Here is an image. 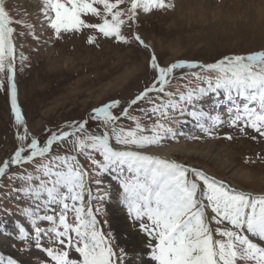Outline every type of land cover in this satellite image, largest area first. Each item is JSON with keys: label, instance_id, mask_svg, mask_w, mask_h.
I'll list each match as a JSON object with an SVG mask.
<instances>
[{"label": "snow or ice", "instance_id": "6c2138e0", "mask_svg": "<svg viewBox=\"0 0 264 264\" xmlns=\"http://www.w3.org/2000/svg\"><path fill=\"white\" fill-rule=\"evenodd\" d=\"M42 3L56 38L62 33L93 29L104 37L126 44L130 41L122 28L136 20L138 10L151 12L174 7L165 0H42ZM87 16L101 22L90 23L85 19ZM12 23L6 0H0V89L4 86L3 74L7 73L11 110L16 124L23 125L25 120L18 105L15 83L16 50L12 39L15 29L10 26ZM134 40L148 47L138 34ZM95 41L96 36L88 37V43ZM20 59L23 61L26 57L21 55ZM150 67L158 73L155 81L121 108L119 114L113 111L120 107L118 100L92 110L88 119L101 123L103 130L100 133L88 132V120H83L68 124L66 128L71 131L52 133L43 143L36 137H32L30 143H23L28 139L27 127L24 135L17 134L22 143L0 166V178L8 173L11 165L32 164L35 168L34 173L9 176V179L29 182L25 191L33 205L23 211L34 235L19 225L18 239L34 240L36 247L49 258V264H118L119 257L90 206L91 175L112 170L120 174L123 203L129 215L156 241L150 245V259L155 264H264V194L235 190L201 170L139 150L162 146L166 138L175 137L174 128L162 122L175 120L174 113L186 114L197 121L208 118L212 128L221 123L219 114L211 116L194 104L207 93H215L217 97L222 94L233 103L230 126L237 127L242 123V132L251 128L264 137V51L225 56L209 64L178 61L168 66H161L153 52ZM178 68H198L200 71L191 73L192 80L185 85L187 91H168L167 86ZM192 81L196 82L195 86ZM152 92L163 96L152 98L149 96ZM238 99L246 101L243 107L236 103ZM142 101L153 106L151 109L140 108V112L145 116L149 113L158 116L151 127H145L141 118L129 111ZM253 104L255 106H251ZM121 119L131 120L135 126L125 128L119 123ZM203 130L211 133V128ZM113 139L121 147H115ZM65 142L73 154L53 155V145ZM93 152L102 160H97ZM79 154L85 155L95 169L94 173L80 163ZM125 168L130 175H124ZM33 181L39 183L33 184ZM86 193L88 202L85 201ZM53 206L59 207L58 214ZM41 208L45 214L38 215ZM69 212L73 213L72 223L68 220ZM38 221L48 222L50 227L41 228ZM213 223L217 227L213 228ZM44 237L53 246L42 247ZM72 252L78 254L77 258H73ZM0 264H3L2 257ZM7 264L18 262L9 258Z\"/></svg>", "mask_w": 264, "mask_h": 264}, {"label": "rangeland", "instance_id": "374dc122", "mask_svg": "<svg viewBox=\"0 0 264 264\" xmlns=\"http://www.w3.org/2000/svg\"><path fill=\"white\" fill-rule=\"evenodd\" d=\"M165 2L173 4L174 7L153 9L151 12L138 10L136 20L129 22L130 26L125 25L122 28L123 34L130 41L126 44L118 42L115 38L104 37L93 29L62 33L60 38H56L44 15L42 0H6L7 10L14 21L10 26L15 29L12 36L16 50L15 83L18 105L25 124L17 125L15 122L11 110L8 74L5 73L4 86L0 89V166L9 160L21 145L17 134L24 135L25 127L28 130V139L23 143H30L32 137L42 143L46 142L52 133L71 131L66 128L68 124L83 120H88V130L100 133L103 130L101 123L88 119L92 110L118 100L120 107L113 111L119 114L121 108L126 107L131 99L151 86L158 75L150 67L153 52L161 66H168L178 61L209 64L225 56L264 51V0ZM121 7L126 8L127 5ZM21 9L23 14L19 12ZM85 19L90 23L101 22L91 16ZM137 34L148 45L147 48L134 40ZM93 35L96 36V41L90 44L88 37ZM21 55L26 59L21 61ZM197 71L200 69H176L167 90L187 91L185 85L192 80L191 73ZM195 83L192 81V86H195ZM149 96L156 98L163 94L152 92ZM167 99L165 96L164 100ZM156 103L160 101L156 100ZM236 103L243 107L246 101L238 99ZM194 104L197 109L202 108L211 116L219 114L222 122L212 128V121L208 118L199 121L194 119L192 122V117L174 113L175 120L162 122L174 128L175 137L166 138L162 146L139 150L227 180L239 190L264 194V137L251 128H245L242 132V123L237 127L230 126L229 121L235 106L222 94L217 97L215 93H207L196 99ZM152 106L147 101H142L132 106L129 111L132 115L140 117L145 127H151L158 116L151 113L145 116L139 109H151ZM119 123L125 128L135 126L133 121L127 119H121ZM204 128H211V133L205 132ZM228 136L232 138L228 139ZM112 143L115 147H121L115 144L114 139ZM182 144L187 146L177 158L155 154V150ZM52 154L73 153L70 145L65 142L54 144ZM92 155L97 160H102L98 153L93 152ZM78 159L90 172H95L85 155L79 154ZM29 172H35L32 164L11 165L8 173L0 178V219L2 222H10V227L3 228L5 231L0 234V246L2 243H8L7 245L18 253L33 259L37 264H49V258L41 248L36 247L34 240L18 239L19 225H23L34 235L23 211L33 205L25 191L29 182L9 179V176ZM119 175V172L112 170L100 175H91L90 206L119 257L118 264H126L128 251L134 245L131 247L127 244L132 240L128 239L130 234L122 231L123 226L127 225L126 227L135 233L141 247L146 251L156 241L140 229L139 221L133 220L129 215L127 206L123 203ZM124 175H130L126 168ZM31 183L38 184L39 181ZM97 196L104 198L99 200L96 199ZM85 201H89L87 193ZM53 207L57 208L58 214L59 207ZM96 209L100 211L97 212ZM37 214H45L43 208ZM68 220L73 222V213L69 212ZM38 226L48 228L50 224L38 221ZM212 227L217 226L213 223ZM41 244L44 248L53 246L48 243L47 237L42 238ZM71 255L73 258L78 256L75 252ZM0 257L3 258V264H7L9 258L15 259L3 247H0ZM22 263L25 264V261L22 260Z\"/></svg>", "mask_w": 264, "mask_h": 264}, {"label": "bare ground", "instance_id": "6f19581e", "mask_svg": "<svg viewBox=\"0 0 264 264\" xmlns=\"http://www.w3.org/2000/svg\"><path fill=\"white\" fill-rule=\"evenodd\" d=\"M16 4L17 3L15 2L14 5L16 6ZM200 11H203V10H200ZM19 12H22V14H23V9H21ZM190 120L193 122L194 118H191ZM186 146L187 145L182 144V145H174V146H170V147H164L162 150H159V151L155 150V151H157V153H155V152L154 153L158 154V155L160 154V155L169 156V157L174 159V158H177L179 156V154L183 152V149H185L184 147H186ZM188 151H189V149H188ZM242 175L246 176V174H242ZM1 222H2V220L0 219V225L2 227V229L0 230V234L5 231L3 228L10 227V222H8V221L7 222L3 221L2 223ZM126 226L122 227V231L126 232L128 235L130 234V238H128V239L132 240V242L129 241L127 244L131 245V247L134 245L133 248H131V249L129 248L130 250L128 251L129 255H128L127 260H126V264H155V261H152L150 259V251L151 250L148 249L146 251L144 248H142L140 240L134 235L135 233L134 232L132 233L128 229V227H126ZM7 244L8 243H6V244L2 243L0 247H3L8 252V254L14 256L15 259L20 260V261H17L18 264H24V263H22V260L25 261V264H37L36 261H34L31 258H28L27 256H25L23 254L18 253L16 250H14V248H12L11 246H9Z\"/></svg>", "mask_w": 264, "mask_h": 264}, {"label": "water", "instance_id": "95a60500", "mask_svg": "<svg viewBox=\"0 0 264 264\" xmlns=\"http://www.w3.org/2000/svg\"><path fill=\"white\" fill-rule=\"evenodd\" d=\"M236 190H238V189H236Z\"/></svg>", "mask_w": 264, "mask_h": 264}]
</instances>
